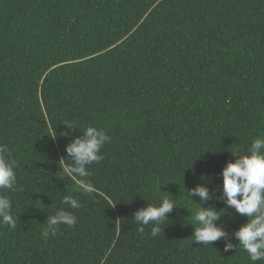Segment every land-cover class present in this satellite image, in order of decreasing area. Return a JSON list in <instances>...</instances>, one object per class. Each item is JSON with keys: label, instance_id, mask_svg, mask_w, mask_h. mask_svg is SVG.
I'll list each match as a JSON object with an SVG mask.
<instances>
[{"label": "trees", "instance_id": "trees-1", "mask_svg": "<svg viewBox=\"0 0 264 264\" xmlns=\"http://www.w3.org/2000/svg\"><path fill=\"white\" fill-rule=\"evenodd\" d=\"M89 125L110 137L104 159L62 179L65 145ZM256 138L264 0H0V144L23 186L0 189L17 217L0 224V264H264L234 237L228 252L197 245L187 223L196 202L225 205L222 189L208 201L186 190L216 188L230 150ZM170 194L180 206L163 231L138 232L133 213ZM65 195L81 204L76 224L45 236ZM246 220L229 209L217 223Z\"/></svg>", "mask_w": 264, "mask_h": 264}, {"label": "clouds", "instance_id": "clouds-1", "mask_svg": "<svg viewBox=\"0 0 264 264\" xmlns=\"http://www.w3.org/2000/svg\"><path fill=\"white\" fill-rule=\"evenodd\" d=\"M66 125L67 130L61 131L60 136H71L70 130L75 126L70 123ZM48 135L53 140L57 138L54 130ZM108 141L110 137L103 129L91 125L86 126L80 135L73 136L65 145L67 156L63 157L61 178L72 175L86 177L88 175L87 166L104 159L101 148ZM230 151L235 159L227 161L223 167L220 173L222 177L220 185L210 190L206 184H198L186 190L191 201L194 196H198L200 201H208L218 190L222 189L219 199L225 206L217 210L196 202L195 211L185 207L192 216V220L187 223L193 226V242L197 245H212L213 242L222 240L223 251L228 252L236 249L237 244L232 242L234 237L251 261H261L264 260V139H253L250 147L244 151L239 149ZM8 153L9 148L0 144V189L12 192L22 191L23 186L18 185L17 182L15 162L8 158ZM201 178L206 179L203 175ZM159 186L158 190L162 192ZM85 191L91 192V189L86 187ZM62 204L67 205V209L57 208L53 215L47 217L43 230L45 236L55 235L60 224L68 226L76 224L77 218L69 209L80 208L79 200L71 195H65ZM177 206L180 205L176 203L171 194L161 197L158 204L146 203L133 213L132 219L138 226L137 231L143 233L145 226L151 224V235L157 236L163 231L164 221L169 217L168 214ZM12 207L9 196L0 194V224L14 229L17 225V217L12 213ZM229 209H234L236 213L247 217L246 222L232 232L226 231L221 224L217 223Z\"/></svg>", "mask_w": 264, "mask_h": 264}]
</instances>
